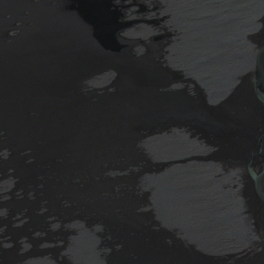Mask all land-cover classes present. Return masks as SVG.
<instances>
[{
    "label": "water",
    "instance_id": "95a60500",
    "mask_svg": "<svg viewBox=\"0 0 264 264\" xmlns=\"http://www.w3.org/2000/svg\"><path fill=\"white\" fill-rule=\"evenodd\" d=\"M0 264H264V0H0Z\"/></svg>",
    "mask_w": 264,
    "mask_h": 264
},
{
    "label": "bare ground",
    "instance_id": "6f19581e",
    "mask_svg": "<svg viewBox=\"0 0 264 264\" xmlns=\"http://www.w3.org/2000/svg\"><path fill=\"white\" fill-rule=\"evenodd\" d=\"M256 1L260 3L262 0H256ZM221 33H223V29L221 30Z\"/></svg>",
    "mask_w": 264,
    "mask_h": 264
}]
</instances>
